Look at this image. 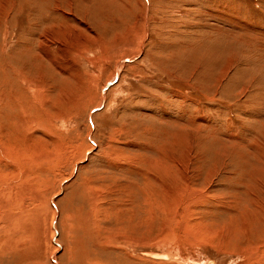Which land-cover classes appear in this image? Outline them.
<instances>
[{"label": "rangeland", "instance_id": "374dc122", "mask_svg": "<svg viewBox=\"0 0 264 264\" xmlns=\"http://www.w3.org/2000/svg\"><path fill=\"white\" fill-rule=\"evenodd\" d=\"M0 264H264V0H0Z\"/></svg>", "mask_w": 264, "mask_h": 264}, {"label": "bare ground", "instance_id": "6f19581e", "mask_svg": "<svg viewBox=\"0 0 264 264\" xmlns=\"http://www.w3.org/2000/svg\"><path fill=\"white\" fill-rule=\"evenodd\" d=\"M122 172V171H121ZM122 175V174H121ZM86 195V194H85ZM88 195V194H87ZM128 197V196H127ZM85 199V198H84ZM86 201V200H85ZM88 202V201H87ZM87 204V203H86ZM90 206V205H89ZM88 207V206H87ZM93 207V206H92ZM90 208V207H89ZM90 210V209H89ZM170 219V218H169ZM144 222V221H143ZM138 226V225H137ZM142 226V225H141ZM128 229V228H127ZM121 230V229H120ZM123 230V229H122ZM144 230V229H143ZM125 231V230H124ZM128 231V233H129V235L132 233L130 230H127ZM90 232V231H89ZM92 233V232H91ZM126 234V233H125ZM92 235V234H91ZM121 235H124V234H122L121 233ZM93 236V235H92ZM125 238H126V236H125ZM133 243V242H132ZM105 247V246H104ZM100 248H102L101 246H100ZM103 249V248H102ZM101 249V250H102ZM105 249V248H104ZM105 251V250H104ZM103 251V252H104ZM100 252V251H99ZM102 252V251H101ZM108 259V258H107ZM146 259V258H145ZM103 260V259H102ZM111 261L110 262H112L113 260L112 259H110ZM105 260H103V262H104ZM103 262H101V263H103ZM105 262H107V261H105ZM145 263V262H144Z\"/></svg>", "mask_w": 264, "mask_h": 264}]
</instances>
